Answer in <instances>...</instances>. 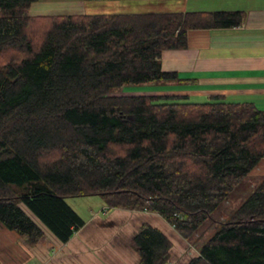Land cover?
<instances>
[{
    "label": "trees",
    "instance_id": "obj_1",
    "mask_svg": "<svg viewBox=\"0 0 264 264\" xmlns=\"http://www.w3.org/2000/svg\"><path fill=\"white\" fill-rule=\"evenodd\" d=\"M0 0V225L35 246L84 227L68 199L155 213L186 241L264 158V110L181 95H110L179 81L162 69L191 30L236 27L242 13L38 15ZM139 264H168L172 243L142 224ZM186 264H264V179Z\"/></svg>",
    "mask_w": 264,
    "mask_h": 264
},
{
    "label": "crops",
    "instance_id": "obj_2",
    "mask_svg": "<svg viewBox=\"0 0 264 264\" xmlns=\"http://www.w3.org/2000/svg\"><path fill=\"white\" fill-rule=\"evenodd\" d=\"M122 1L133 2V5ZM87 2L89 12H86ZM63 6L70 7L73 15L240 11V25L191 30L184 50L163 51L160 58L162 69L176 72L179 81L160 82L157 87L164 88L158 89L159 92L153 90L152 95L188 96V101H197L194 103L217 97L225 102H249L264 110V0H64ZM41 7L33 8L32 5L29 14L47 15ZM250 173L255 177L264 174V158ZM101 210L105 211L103 218L95 215L84 221V227L66 243L60 242L38 222L44 236L35 246L0 225V264H139V257L130 242L144 223L164 235L166 232L174 234V238L167 235L172 243L169 264H181L182 258L192 253L184 244L186 240L155 213L108 211L105 204ZM126 221H133V226L117 228L119 222ZM103 228H109L110 233L103 234ZM175 245L181 247L180 252L174 251ZM90 248L99 249L95 257ZM198 251L194 246V254L188 258L197 256Z\"/></svg>",
    "mask_w": 264,
    "mask_h": 264
},
{
    "label": "rangeland",
    "instance_id": "obj_3",
    "mask_svg": "<svg viewBox=\"0 0 264 264\" xmlns=\"http://www.w3.org/2000/svg\"><path fill=\"white\" fill-rule=\"evenodd\" d=\"M123 4L127 5H133V2L128 1H122ZM64 0H39L37 3L33 4V8L38 6H43L44 11L43 13H47V15L56 14V15H64V14H71L73 11H71L70 7L63 6ZM91 4H102L100 2H95ZM95 6V5H94ZM32 8V9H33ZM90 4L87 2L86 4V12H89ZM101 8V7H100ZM157 84L160 83H147V84H141V85H123L120 88H112L110 89V95L113 96H121V95H147L152 94L153 90H156L159 92L158 89H163L164 87L161 86L160 88L157 87ZM180 86V85H179ZM179 86H176L178 88ZM157 87V88H156ZM191 102H197L195 100L191 99ZM261 110V109H260ZM264 179V174H260V176H256L253 173L248 174L243 182L239 184L230 194V196L220 204L219 208L211 215L209 219L205 221V223L200 227L198 230V236L194 237L193 240L185 241V245L190 247L192 250V253L186 254L181 261V264L184 263V261H187L194 253L193 249L194 246L198 249L201 247V245L206 242V240L213 234L215 231V227L218 225V222L226 221L230 217L231 213L234 212L241 203L244 202V200L253 192V190L256 188V186ZM68 205L72 210L78 213V215L84 220L88 221L91 217H95V215H98L99 218H103L105 211L101 210L104 208V203L100 197L97 196H85V197H77L67 200ZM110 211V210H108ZM133 221H126V222H119L120 224L117 226V228L126 227L127 226H133ZM123 229V228H122ZM103 231H101L103 234H109L110 230L109 228H103ZM121 230V229H120ZM104 231H107L108 233H104ZM167 235H169L171 238H174V234L166 232ZM180 236V235H179ZM105 237V236H104ZM104 239H107L106 237ZM112 239V237H111ZM177 243V242H176ZM107 244H109L107 242ZM193 245V247H192ZM104 246V245H103ZM174 251L180 252L181 247L174 246ZM89 251L93 254L92 256L95 257V255L99 252V249H93L90 248ZM187 257V258H186ZM185 258V259H184ZM169 264V263H168Z\"/></svg>",
    "mask_w": 264,
    "mask_h": 264
}]
</instances>
